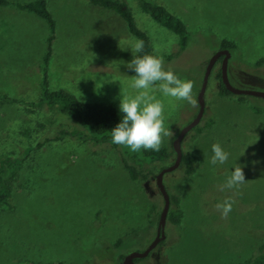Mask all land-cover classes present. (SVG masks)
Returning a JSON list of instances; mask_svg holds the SVG:
<instances>
[{
	"label": "rangeland",
	"instance_id": "374dc122",
	"mask_svg": "<svg viewBox=\"0 0 264 264\" xmlns=\"http://www.w3.org/2000/svg\"><path fill=\"white\" fill-rule=\"evenodd\" d=\"M45 1L56 23L49 89L120 111L123 96L138 94L131 87L135 72L126 65L139 39L116 12L89 0ZM121 1L165 70L194 81L196 99L223 39L236 44L227 63L231 85L264 92V0H151L185 23L190 40L183 49L179 35L154 21L138 0ZM49 36L47 22L36 15L0 6V92L23 102L0 100V159L23 157L33 147L10 179L8 204H0V264H122L120 254L143 251L156 236L164 205L156 175L174 163V141L199 105L165 96L157 82L150 94L164 104L172 136L161 149L170 156L145 165L132 180L117 148L63 135L77 125L57 108L28 104L40 98ZM220 68L218 61L211 71L198 126L213 123L188 132L181 144L196 156V170L183 177L175 169L163 178L168 193L179 196L182 220L166 223L163 243L137 264H240L264 246V98L222 96ZM214 143L230 153L223 165L209 163ZM236 166L244 168L245 184L220 191ZM229 197L236 202L224 218L215 206ZM121 239L122 250L115 247Z\"/></svg>",
	"mask_w": 264,
	"mask_h": 264
},
{
	"label": "trees",
	"instance_id": "16d2710c",
	"mask_svg": "<svg viewBox=\"0 0 264 264\" xmlns=\"http://www.w3.org/2000/svg\"><path fill=\"white\" fill-rule=\"evenodd\" d=\"M92 4L101 6L103 8L116 12L126 22L129 32L139 40L144 41L143 52L137 53V56L144 54L154 55L149 36L141 30L135 23L129 6L121 0H89ZM142 10L148 14L154 21L161 26L173 31L179 35L180 47L185 48L190 40V35L183 20L170 12L166 7L151 0H138ZM13 6L19 10L32 13L40 19L47 22L50 29V36L48 37V50L44 57L43 67V81L41 83V92L39 101L36 103H28L31 106L46 105L50 108H57V113H61L65 118L70 119L72 124H76L78 129L71 132L62 131L63 135L70 134L76 136L83 141H95L101 143H109L120 153L124 167L126 168L130 178L136 180L141 176L140 169L145 165L155 162L163 161L170 156V152L162 148L159 151L143 150L138 152H132L126 146L115 145L111 142V130L122 120L123 113L115 110L114 108L94 105L89 103H83L77 99L75 95L65 89H58L51 91L48 87L47 81V67L52 54V42L55 39L56 23L49 11L45 0H34L26 3H21L13 0H0V6ZM221 48L223 49H236V44L232 41L223 39L221 41ZM218 79L220 81L219 93L222 96L232 95L227 90L221 80V68L218 72ZM243 96V95H242ZM0 100L23 103L8 97L6 94L0 92ZM212 120H208L204 126H196L192 130L196 133L201 132L205 127L211 125ZM191 130V131H192ZM38 147L41 144L37 145ZM33 147H27L24 151L23 157H3L0 159V204L7 205L9 198V183L10 179L15 173L18 165L28 157ZM183 177H188L196 170V156L191 151H183L181 163L178 168ZM9 177L5 179L4 177ZM170 198L169 211L167 214V222L170 225L177 226L180 224L183 212L180 208L179 196L168 193ZM160 214H157V217ZM158 221V219H157ZM156 222V221H155ZM158 225V224H157ZM164 241V240H163ZM161 241L159 244H162ZM124 240L121 239L116 244V248L124 249ZM125 255H119V261L123 259ZM140 259H136L138 262ZM54 264H66L64 262H56ZM240 264H264V246L260 248L258 255L253 259L248 260Z\"/></svg>",
	"mask_w": 264,
	"mask_h": 264
},
{
	"label": "clouds",
	"instance_id": "9594fccd",
	"mask_svg": "<svg viewBox=\"0 0 264 264\" xmlns=\"http://www.w3.org/2000/svg\"><path fill=\"white\" fill-rule=\"evenodd\" d=\"M143 50V40H136L131 46L134 58L126 67L135 72L131 87L138 90V94L121 98L119 109L123 113L122 120L111 130V142L126 146L134 153L141 149L159 151L164 138L172 136V132L165 127L164 104L150 94V90L157 87V82L159 90L165 96L185 101L194 108L198 107L197 99L193 95L194 81L179 78L171 68L165 70L163 57L150 54L134 55ZM211 151V165H223L228 161L230 153L225 151L220 143L212 144ZM246 180L244 168L236 166L224 184L218 188L222 192L239 190ZM235 202L229 197L215 207L221 216L226 218Z\"/></svg>",
	"mask_w": 264,
	"mask_h": 264
},
{
	"label": "water",
	"instance_id": "95a60500",
	"mask_svg": "<svg viewBox=\"0 0 264 264\" xmlns=\"http://www.w3.org/2000/svg\"><path fill=\"white\" fill-rule=\"evenodd\" d=\"M230 55L231 54L228 49H221L218 52H216L211 57V59L208 61V64L205 69V74L203 77L202 86L200 88V91L198 93V98H197V102L199 105V111L196 114L195 118L180 130L178 136L176 137L174 141L173 149L176 153V159L174 163L170 165L169 167L162 169L156 175V185L163 197L164 205H163L162 211L159 216L157 232H156V236L154 240L143 251H132V252L125 254L122 264H137L134 261L135 259H141V258L148 256L149 253L156 248V246L160 243V241H162L165 238V226L167 222V214L169 211L170 198H169L168 191L165 187V184L163 182V178L166 173L174 171L180 165L182 155H183V150L181 147L182 140L188 132H190L194 127H196L200 123L201 118L204 115V112H205L204 94L207 88V83H208L211 71L215 63L217 62L218 58L220 56H223V61L221 63V80L229 92H231L232 94H236V95H249V96H256V97L264 98V92L256 91V90H248V89H239L231 85L228 79V74H227V63L230 58Z\"/></svg>",
	"mask_w": 264,
	"mask_h": 264
},
{
	"label": "flooded vegetation",
	"instance_id": "af4514ba",
	"mask_svg": "<svg viewBox=\"0 0 264 264\" xmlns=\"http://www.w3.org/2000/svg\"><path fill=\"white\" fill-rule=\"evenodd\" d=\"M218 61H219L220 63H222V61H223V56H220V57L218 58L217 62H218ZM156 232H157V231H156ZM164 239H165V238H164ZM164 239H163V240H164ZM163 240H162V241H163ZM160 242H161V241H160ZM158 245H159V244H158ZM123 258H124V257H123ZM122 261H123V259H122ZM134 261L136 262V259H135ZM136 263H137V262H136Z\"/></svg>",
	"mask_w": 264,
	"mask_h": 264
}]
</instances>
